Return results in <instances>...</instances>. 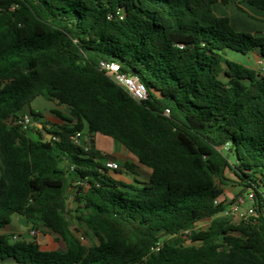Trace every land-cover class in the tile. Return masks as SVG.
Segmentation results:
<instances>
[{
    "label": "trees",
    "instance_id": "16d2710c",
    "mask_svg": "<svg viewBox=\"0 0 264 264\" xmlns=\"http://www.w3.org/2000/svg\"><path fill=\"white\" fill-rule=\"evenodd\" d=\"M218 2L230 0H0V264H264V76L225 56L264 60V36L237 31ZM103 61L147 98L130 97ZM39 97L69 111L54 110L62 124H10L27 111L40 120ZM95 134L137 160L116 175L143 167L148 181L113 176ZM233 184L255 194L248 223L220 215V185ZM71 190L92 247L65 216ZM13 215L65 248L1 232Z\"/></svg>",
    "mask_w": 264,
    "mask_h": 264
},
{
    "label": "rangeland",
    "instance_id": "374dc122",
    "mask_svg": "<svg viewBox=\"0 0 264 264\" xmlns=\"http://www.w3.org/2000/svg\"><path fill=\"white\" fill-rule=\"evenodd\" d=\"M221 8L220 9L223 10L224 14H226L227 17H229L231 24L237 31L249 32L254 35L264 36V20H261V18H264V11L255 8H246L245 6L242 5V0H236V3L233 2L232 5L226 8L224 7ZM225 56L230 57V59H234V61H236L237 63L249 67L248 65L250 64V60L248 56L233 51H227ZM34 106H37L36 109L41 111V115H43L44 117L43 120L41 118V121L43 122V124H46V126L52 127V125L62 121L61 118H59L54 113V107L50 101L40 98L36 101ZM27 112L28 114H30L29 111ZM32 132H36V128L34 126L31 127V133ZM112 142H115L119 146H122V144L116 140ZM108 153H110V151ZM109 172L113 176H116L117 178L120 179H124L131 183H134L135 181L134 179L136 180L140 179L137 174L135 176L126 173L116 175L113 170H110ZM220 186L223 188L224 194L226 195L228 201H231L236 196L241 194V188L238 187L236 184L227 185V186L220 185ZM72 192L74 191L73 190L68 191L69 194L68 210L65 213V216L69 220L71 229L73 230L74 234L78 237V239L82 242V244H84L86 247H92L93 245L97 244V241L91 235L88 228L81 222L80 214L77 211V205L74 201V194ZM210 222H211L210 219L200 221L195 225L194 230L196 232L207 230L209 228ZM11 229H13L16 232H11L9 233V235L11 236L12 233L17 234L18 236L17 240L31 239L30 235L27 234L28 231L26 227V222L22 217L20 219L19 216L16 215L13 216V227ZM33 240L38 242L43 249L60 250L65 248L63 242L61 240H58L57 237L54 234L50 233L49 231H44V234L39 232L37 237H35Z\"/></svg>",
    "mask_w": 264,
    "mask_h": 264
},
{
    "label": "built area",
    "instance_id": "2783aa9c",
    "mask_svg": "<svg viewBox=\"0 0 264 264\" xmlns=\"http://www.w3.org/2000/svg\"><path fill=\"white\" fill-rule=\"evenodd\" d=\"M100 69L120 88L125 90L130 97L140 102L147 98L146 88L135 77H131L125 73H122L119 65L114 62H101ZM261 74L264 76V69L261 70ZM10 124L17 125L25 133H31V127L34 125L33 118L30 114H22L16 118L9 120ZM50 137V136H49ZM71 141L77 146H83V135L81 132H77L71 136ZM86 150L89 149V145L86 146ZM103 165L110 171L121 170L120 164L108 156L103 159ZM217 203V202H216ZM221 216L230 220L233 224L248 223L250 220L258 215L256 197L254 192L248 191L244 194L236 196L231 201L226 202L225 210L220 214ZM29 235L36 237L38 231L35 229H29ZM190 230L182 231V234L186 235ZM17 235L13 236V239H17Z\"/></svg>",
    "mask_w": 264,
    "mask_h": 264
},
{
    "label": "crops",
    "instance_id": "0c3cea01",
    "mask_svg": "<svg viewBox=\"0 0 264 264\" xmlns=\"http://www.w3.org/2000/svg\"><path fill=\"white\" fill-rule=\"evenodd\" d=\"M233 2L236 3V0H230L228 6L232 5ZM242 5L245 6L246 8H253V7L249 6L247 3H244L243 0H242ZM228 6H226V7H228ZM221 7H224V6L220 2H218L215 4L214 10L216 11V13L218 15L227 17V15L224 14L223 10H221L222 9ZM226 7H224V8H226ZM261 20H264V18H261ZM225 55H226V53H225ZM248 57L250 60V64L248 65L249 66L248 68H251V69L256 70L258 72H261V70L264 69V60L259 56V54L257 52H252L250 55H248ZM227 58L230 59V57H228V56H227ZM230 60L234 61V59H230ZM40 98H42V97L35 99L31 104L32 109L36 110L39 114H41V111L36 109L37 106H34V104ZM43 99H45V98H43ZM45 100H47V99H45ZM47 101H50V100H47ZM50 102L53 104L54 110H59L62 113L68 115L69 111L66 108L59 107L56 104V102H54V101H50ZM41 118L43 120V118H44L43 115H41ZM41 118H40V120H37V119L34 120V125L37 128L42 127L43 122L41 121ZM57 124H62V121H60ZM32 135H35V133ZM47 137L49 138V136H47ZM92 140H93L94 149L96 151L102 153L103 155H106L109 158L116 160L120 164L121 169L123 168V166L126 163L138 166L137 160L127 151V149L123 145L119 146L117 143L112 142V141H114L113 139H111L109 137L102 136L100 134H95L92 137ZM109 151H110V153H108ZM135 172L140 178L138 181H140V182H147L148 181V179H149V171L148 170H146L143 167H139L138 169H135ZM129 175H132V174L129 173ZM135 175H132V176H135ZM13 216H15V215H13ZM13 216H12L11 224L8 227H6L5 229H3L1 232L8 234V235L11 232H16L13 229H11L13 227ZM16 216H18V215H16ZM19 218L21 219L20 216H19ZM26 227H27V231H29L30 227L27 223H26ZM27 234L29 235V232H27ZM14 235H17V234L12 233L11 236L13 237Z\"/></svg>",
    "mask_w": 264,
    "mask_h": 264
},
{
    "label": "water",
    "instance_id": "95a60500",
    "mask_svg": "<svg viewBox=\"0 0 264 264\" xmlns=\"http://www.w3.org/2000/svg\"><path fill=\"white\" fill-rule=\"evenodd\" d=\"M35 119H33V121H34Z\"/></svg>",
    "mask_w": 264,
    "mask_h": 264
}]
</instances>
